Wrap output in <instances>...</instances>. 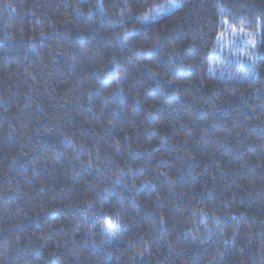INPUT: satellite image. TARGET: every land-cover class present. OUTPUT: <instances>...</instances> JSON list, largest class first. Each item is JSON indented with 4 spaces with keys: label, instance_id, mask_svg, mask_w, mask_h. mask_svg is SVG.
<instances>
[{
    "label": "trees",
    "instance_id": "1",
    "mask_svg": "<svg viewBox=\"0 0 264 264\" xmlns=\"http://www.w3.org/2000/svg\"><path fill=\"white\" fill-rule=\"evenodd\" d=\"M0 264H264V0H0Z\"/></svg>",
    "mask_w": 264,
    "mask_h": 264
},
{
    "label": "rangeland",
    "instance_id": "2",
    "mask_svg": "<svg viewBox=\"0 0 264 264\" xmlns=\"http://www.w3.org/2000/svg\"><path fill=\"white\" fill-rule=\"evenodd\" d=\"M239 36V35H238Z\"/></svg>",
    "mask_w": 264,
    "mask_h": 264
}]
</instances>
